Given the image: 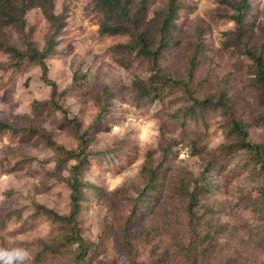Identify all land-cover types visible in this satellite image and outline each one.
Here are the masks:
<instances>
[{
  "label": "rangeland",
  "instance_id": "374dc122",
  "mask_svg": "<svg viewBox=\"0 0 264 264\" xmlns=\"http://www.w3.org/2000/svg\"><path fill=\"white\" fill-rule=\"evenodd\" d=\"M25 1L21 32L0 26V39L20 53L42 50L54 27L43 5L61 18L63 28L54 37L56 45L46 63L48 78L65 92L57 98L64 112L43 105L50 100V87L41 80L38 66L21 60L12 67L17 60L0 49V122L10 126L0 133V209L20 212L0 226V253L24 252L23 262L32 264L41 243L57 237L61 227L68 235L65 226L35 216L34 208L69 212L68 179L75 162L65 153L77 151L73 129L78 124L90 139L81 179L102 189L85 190L77 217L82 238L93 245L85 264H132L128 259L134 264H264V204L257 200L260 178L253 169V154L235 145L224 155L228 141L223 128L229 127L226 115L234 113L250 122L247 140L264 143L253 69L244 54L246 49L264 50V0H249L240 41L231 20L238 0H180L181 9L160 33L169 44L159 56V71L186 81L189 59L198 52L188 89L197 88L195 96L211 94L224 103L220 110H204L202 120L186 126L168 118L183 104L182 87L166 88L152 101L137 98L134 82L149 77L150 62L115 49L131 41L130 36L100 34L98 0ZM166 4L149 0L146 19L158 24L156 14ZM158 31L150 30L156 45ZM104 89L111 95L105 97ZM161 132L176 141L160 181L167 179V190L158 203L142 206L136 200L144 185L141 167L147 151L158 157ZM50 142L63 152L52 149ZM218 158L220 164L206 173L209 190L200 195L202 207L196 210L200 223L210 230L206 236L187 225L177 187L186 181H177L197 177ZM134 208V222L124 225ZM123 226L134 244L129 255L120 246ZM142 233L147 234V244L140 241ZM76 251L74 246L72 256L41 264H78Z\"/></svg>",
  "mask_w": 264,
  "mask_h": 264
},
{
  "label": "trees",
  "instance_id": "16d2710c",
  "mask_svg": "<svg viewBox=\"0 0 264 264\" xmlns=\"http://www.w3.org/2000/svg\"><path fill=\"white\" fill-rule=\"evenodd\" d=\"M14 3V0H0V26H11L20 30V26L24 24V14L28 8L25 0H20V3ZM149 0H98L97 9L102 16V23L100 24L99 32L101 35L115 36V35H128L131 37V41L125 44H118L115 46L117 51H122L127 54H134L136 58H145L150 62V75L145 80L134 82V86L138 91L137 98H149V101L153 99H160L164 89H173L177 86L182 87L181 98L183 104L177 107L172 112L168 113V118L174 122L179 123L180 126H186L188 121L197 122L202 120V114L204 110H220L224 108V103L221 98L213 97L211 94H203L201 97L195 96V92H199V89H188V82L193 77V72L197 64L198 52L192 55L189 59L188 79H179L176 76L169 74L168 72H160L158 67V59L164 48L167 47L169 42L162 38V33L173 22L175 15L181 9L180 0H167L165 9L161 13L156 14L159 16V23L150 22L146 19L147 7ZM45 16L48 21L53 22L52 35L47 39L46 44L42 50L37 48H30L29 51L20 53L16 48L10 46L8 42L0 39V49L5 53L12 54L17 60L16 63L11 65L12 67H18L19 61L26 60L34 63L38 66L41 73V80L50 87V100L47 104L56 110H62V107L57 102V98L64 95L65 92L58 91L57 84L48 78L49 68L47 66V58L53 53L55 48L54 37L62 30L63 24L59 16H55L51 13V8L43 5ZM250 8L249 0H238L234 7L231 20L235 25L234 36L237 41H240L243 34V19L245 14ZM155 21V20H154ZM159 27L157 34H160V39L156 45L155 38L151 39V28ZM155 33V36L157 35ZM1 35V32H0ZM4 38V36H2ZM264 44V41H263ZM244 54L250 60L253 77L251 79L252 85L256 89V97L258 99V105L261 109L259 114V121L264 124V50L258 52L256 49H246ZM75 80V79H74ZM73 80V81H74ZM74 83L72 82V86ZM147 86V87H146ZM218 88L220 86H217ZM253 87V88H254ZM226 91V90H225ZM222 90L219 94H222ZM105 97L110 96L108 90L102 91ZM152 94V95H151ZM106 104V103H104ZM101 117V113H98L97 120ZM200 117H202L200 119ZM229 123V127L224 125L225 137L228 141V150L224 155H229L234 147L239 146L247 153L253 154L254 171L260 178L259 194L257 200L264 204V143L263 144H251L248 140V127L250 122L241 117H235L234 113L226 115ZM258 122V121H257ZM10 126L0 122V133L7 130ZM77 151H68L65 153L67 160H73L75 165L71 169V175L68 179L69 188V212L66 215H60L54 210H49L43 206H35V216L43 215L49 219L52 223L61 224L66 227L68 235L62 233L64 229L61 227V233L57 237L41 243L39 250L34 254L32 264H41L46 261H54L59 258H66L72 256V248L75 246L77 254L75 255V261L78 264H85L84 258L90 250H92V244L84 241L81 235V227L77 220L81 211L82 202L85 199V193L87 190H96L102 193V189L94 187L93 185L83 181L82 171L88 164V151L86 150L90 139L87 138V131H81L79 125H74ZM52 149L58 152H63L62 147H57L54 143H49ZM176 144L174 139L166 137L163 132L160 134V142L157 147V158H154L153 151H147L145 159L141 167V178L144 182L142 188L138 189V198L136 199L142 206L151 203L152 206L159 202L162 192L167 190L164 183L160 181L164 177L165 164L168 160V156L172 153V148ZM236 145V146H235ZM220 158L214 159L199 173L197 177L192 178L189 176L186 179H178L177 182H185L183 185L179 183V191L182 196L181 200L184 202L182 211L186 218L187 225L190 229L195 231L199 229L200 234L209 235L210 230L208 227H204L196 217V210L202 207L200 201V195L209 190V184L207 182L206 173L209 172L211 167L220 164ZM165 180V179H164ZM86 190V191H85ZM151 206V207H152ZM264 208V205H263ZM157 209V206L153 209ZM159 209V208H158ZM20 216V212L17 209L12 211H3L0 209V226H2L10 216ZM136 217L135 208L131 210L130 215L127 216L124 225L132 224ZM126 224V225H127ZM121 231L120 246L125 253H133V242L123 226ZM140 241L147 244V234H141ZM3 252H8L7 249H2ZM93 253V252H92ZM130 256L127 257V259ZM129 262L134 264L133 259H128ZM136 261V259H135ZM25 262V261H24ZM23 261L19 264H26Z\"/></svg>",
  "mask_w": 264,
  "mask_h": 264
},
{
  "label": "clouds",
  "instance_id": "9594fccd",
  "mask_svg": "<svg viewBox=\"0 0 264 264\" xmlns=\"http://www.w3.org/2000/svg\"><path fill=\"white\" fill-rule=\"evenodd\" d=\"M24 252H3L0 253V264H19L26 257Z\"/></svg>",
  "mask_w": 264,
  "mask_h": 264
}]
</instances>
